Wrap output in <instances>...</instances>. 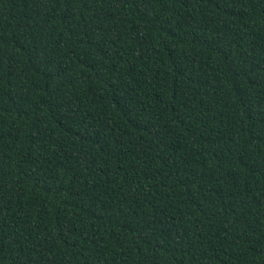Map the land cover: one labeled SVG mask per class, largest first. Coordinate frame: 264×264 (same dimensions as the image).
Here are the masks:
<instances>
[{"label": "trees", "instance_id": "16d2710c", "mask_svg": "<svg viewBox=\"0 0 264 264\" xmlns=\"http://www.w3.org/2000/svg\"><path fill=\"white\" fill-rule=\"evenodd\" d=\"M0 264H264V0H0Z\"/></svg>", "mask_w": 264, "mask_h": 264}]
</instances>
